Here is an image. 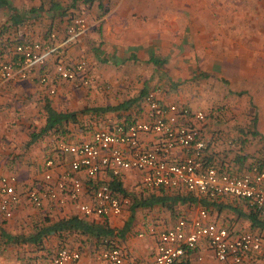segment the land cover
Wrapping results in <instances>:
<instances>
[{"label": "crops", "instance_id": "obj_1", "mask_svg": "<svg viewBox=\"0 0 264 264\" xmlns=\"http://www.w3.org/2000/svg\"><path fill=\"white\" fill-rule=\"evenodd\" d=\"M8 1L19 10L25 21L18 27L12 26L9 10L0 8V65L17 61L16 46L44 41L51 30L57 31L60 41L64 40L69 21L81 16L87 18L91 29L77 43L68 45L65 58L72 62L85 60V76L91 78L92 75L96 79L98 75L97 80L101 77L104 80L102 83L112 86V90L104 91L102 95L91 92V96L99 101L93 105L89 114H79L78 121L66 126L65 135L46 134L31 144L33 135L40 134L47 125L46 106L51 102L47 101L44 92L46 87L34 85L32 79L0 84V114L5 116V119L0 118V175H11L9 171L12 168H1L10 159L17 166L31 165L27 170H20L18 167L12 170L17 171V174L12 175L19 178L20 192H24L23 187L27 189L42 179L44 163L49 156L54 155L59 138L62 141L81 143L90 141L98 131H112L119 125L146 119L148 107L145 101H142L144 104L141 107L139 103H135L113 112L101 111L121 105L113 103V97L118 91L119 99L136 100L142 95L145 99V90V93L137 95L134 91L131 93L133 97L127 96L130 95L126 90L130 76L144 89L160 88L158 98L165 106L187 107L189 104L194 111L208 110L206 106L200 108L194 100L183 96L179 100L174 98L177 74L169 71L178 66L181 69L194 67V52L205 50L199 48L200 42L196 39L209 35L206 32L209 24L205 17L209 5L207 0ZM55 61V58H51L44 68L37 70L34 77L38 82L41 76L47 75L52 76L53 83L65 84L55 80ZM131 71L134 74L131 75ZM216 96L219 98V95ZM77 98L75 92L63 90V101ZM25 100L38 101L40 104L33 107L31 102L25 104ZM109 100L112 103H108ZM51 106L53 107L52 104ZM53 108L61 113L76 110L74 106L61 111ZM242 111L248 110L232 107L204 111L207 120L198 124L206 143L203 158L198 160L202 169L216 167L239 176L251 172L254 167L264 171V131L255 121L241 119ZM17 115L24 118H17ZM234 117L238 119L233 120ZM187 121L196 123L193 118ZM158 142L160 138L155 135H142L141 149L149 150ZM25 145L26 148L21 152L23 156L9 157L14 153L13 150L18 151ZM188 155L189 152L178 148L172 152L171 159L180 162ZM37 166L41 171L39 174ZM142 175L139 171L129 170L124 171L119 179L108 174L101 176V180L110 184L116 193H119L115 189L116 182H121V188L131 198V206L119 216L87 218L79 212L76 205L59 208L50 202L43 209L33 206L25 209L23 205H18L14 218L7 220L0 214V229L9 228L8 233L14 236L9 239V236H5L8 234L4 233L3 237L0 236V244H14L15 247L9 249L11 257L36 263L35 260H30L36 255L40 257V264L50 262L60 249L80 251L82 260L77 264H100L99 255L109 246L122 249L126 256L125 264H155L158 233L173 227L179 219L197 220L204 210L209 214L207 222L225 227L233 234L249 232L264 236V219L246 200L233 196L209 200L189 192L183 186L176 189L146 190L142 185ZM156 200L164 202L155 203ZM29 212L35 218H47L40 230L58 227L63 221L77 217L92 226L95 232L58 228L42 237V246L34 248L22 243L27 238L17 235L23 232V227L29 222ZM40 230L36 232L39 233ZM14 238L18 243H10ZM11 251L15 254L10 253ZM261 259L253 256L246 260V264H261ZM177 264L221 263L216 260L207 242H203L196 251Z\"/></svg>", "mask_w": 264, "mask_h": 264}, {"label": "built area", "instance_id": "obj_2", "mask_svg": "<svg viewBox=\"0 0 264 264\" xmlns=\"http://www.w3.org/2000/svg\"><path fill=\"white\" fill-rule=\"evenodd\" d=\"M90 29L87 18L78 16L69 21L62 41L53 30L44 41L16 46L17 61L0 65V84L32 79L38 69L55 58V80L77 88L89 86L93 79L85 76L87 62L67 60L65 50ZM39 79L50 94L56 93L49 76ZM145 103L148 107L146 119L119 125L112 131H98L90 141L58 142L54 155L44 163L42 179L24 192L19 191L18 176L0 175V214L7 220L12 219L15 208L25 199L36 209H43L50 202L59 208L76 205L87 218L119 216L131 206V198L116 193L101 176L108 174L119 179L124 171L136 170L143 174L142 185L146 190L183 186L209 200L233 196L246 200L264 219V171L254 167L251 172L239 176L216 167H200L198 160L203 158L206 143L198 124L207 120L206 112L177 105L165 106L156 91L146 95ZM192 118L195 124L187 121ZM142 135H155L160 142L149 150H142ZM178 148L189 155L174 162L172 152ZM208 218L204 210L197 220L182 218L173 227L159 232L155 264H177L203 242H207L221 264H246L253 256L262 258L261 264H264L263 235L233 234L225 227L207 222ZM9 249L6 245L0 264H40L11 257ZM81 260L80 251L60 249L50 262L42 264H77ZM99 261L100 264H125L126 256L120 247L109 246L102 250Z\"/></svg>", "mask_w": 264, "mask_h": 264}, {"label": "rangeland", "instance_id": "obj_3", "mask_svg": "<svg viewBox=\"0 0 264 264\" xmlns=\"http://www.w3.org/2000/svg\"><path fill=\"white\" fill-rule=\"evenodd\" d=\"M207 1L209 5L205 17L209 24V29L206 31L209 35L196 39V41L200 42L199 48L205 50L194 52V67L190 69H181L178 66L177 68L169 70L171 74H173V72L177 74V81L175 82L176 92L174 94L176 97L174 98L179 100L178 98L183 96V98H187L188 100H194L200 108L206 106V109H208L204 110L206 112L210 110L231 109L232 107L233 109H246L248 111H242L241 119L251 120L253 122L257 121V124H259L264 131V0ZM130 74L132 75L134 72L131 71ZM97 78L98 75H96V79L92 78L93 82L89 86L77 88L71 83H53L51 81L53 78L50 76V84L52 86L55 85L54 87L56 89L54 95L50 94L48 87L40 84L37 78L33 77L32 81L35 83L34 85L46 87L44 88V92L47 96V101L51 102L53 107L57 110H69V108L74 106V108H76L75 112L85 116L92 110L93 105H96L99 101L91 96V92L94 91L93 93L96 95H102V92L109 91V89L112 90L111 84H104L102 83L104 80H101V77H99V80H97ZM129 81L130 83L127 86L128 89L126 88V90L130 92V95H127L129 97H133L131 93L134 91L137 92V95L142 92H146L147 95L157 90V94L159 95L160 88L154 90L144 89L142 85L140 86L139 83H136L135 78L131 79V76L129 77L128 82ZM63 90L75 92L78 98L76 100L63 101ZM200 92L203 94H199ZM213 94L215 95L212 96ZM216 95H219V98H217ZM222 96H224L223 100L221 99ZM119 98L118 91L113 97V99H115L113 100L115 105L122 104L128 100ZM30 102L33 107H35L36 104H40L38 101L32 102L25 100V104ZM107 102L112 103L110 100ZM142 104L144 103L142 102L140 107ZM187 107L190 109L192 108L189 104ZM36 108H38V106ZM81 112L83 114H81ZM16 117L20 119L24 118L22 115H17ZM0 118L5 119L4 114H0ZM235 119L237 120L238 118L234 117L233 120ZM60 139L61 138L58 140L62 141ZM57 141H55V143ZM20 148L21 149H18V151L13 150L14 153L9 157L11 158L13 155L15 157L23 156L21 152L24 151L26 145ZM13 163L14 162L10 159L9 162L2 165L1 168L3 170L12 168L13 170L18 167L20 170H27L31 167V165L17 166ZM12 170L9 171L10 174H17V171L12 172ZM36 170L38 174L41 172L38 166ZM24 186L26 187L27 185ZM23 190L25 191L26 189L23 187ZM21 205H23L24 208L26 207L25 209H27V207L32 208V205L25 199H22L19 206ZM28 219L29 222H26V225L22 229L23 232L17 234L18 236L24 237V239L28 238L30 235L34 236L37 233L36 231L43 228L42 223L47 220L45 217L35 218L32 212H29ZM9 230V228H1L0 236L3 237L5 233L8 234L5 236H10L9 239L13 238L14 236L8 233ZM15 240V238L14 240H10V243L15 242ZM0 245V257H2V255L6 253L2 250V248H5V245L4 243ZM7 245L10 249L15 247L14 244ZM10 253L15 254L14 251Z\"/></svg>", "mask_w": 264, "mask_h": 264}, {"label": "trees", "instance_id": "obj_4", "mask_svg": "<svg viewBox=\"0 0 264 264\" xmlns=\"http://www.w3.org/2000/svg\"><path fill=\"white\" fill-rule=\"evenodd\" d=\"M0 8H7L9 10L10 22L12 23V26L18 27V26L24 24L25 20H23V16L20 14L19 10L17 8H15L8 0H0ZM51 31H53V30H51ZM142 101L143 102L145 101L143 95L140 97V99L130 100V101L122 103L118 107H110L107 109H102L101 111L102 112H109V111L113 112V111H117V110L122 109V108L125 109L128 106L135 104V103H137V104L139 103V105H140V103ZM46 110L48 113L47 125L45 126L44 129L41 130L40 134H38V135L34 134L33 135L31 144H34L36 141L39 140V138L41 136H44L46 134H51V135H55V136L65 135L67 132L66 126H68L71 122L78 121L79 116H80L79 113H77V112H66V113L57 112L51 106L50 103L47 104ZM94 111H97V110H94ZM90 112H91V110H90ZM81 114H83V113L81 112ZM257 123L258 122L256 121L255 124L257 125ZM64 142H67V141H64ZM121 185H122L121 182H116L115 189L119 192L118 194H121L123 196H128L125 193V191L121 188L122 187ZM163 189H165V188H163ZM163 191H165V190H163ZM154 202L155 203H161L164 201L163 200H156ZM151 204H153V202ZM58 228L81 229V230H84L86 232H95L92 226L88 225L83 220H81L77 217H74V218H70L68 220L63 221L62 223L59 224L58 227L46 228L44 230H40L39 233L35 234L34 236H29L22 243L25 245L33 246L34 248L42 246V244H43L42 243V237L47 235L50 231L57 230ZM15 241H17V240H15ZM30 260H33V261L35 260L36 263H40V257L36 256V255L34 258H32ZM31 263H33V262H31Z\"/></svg>", "mask_w": 264, "mask_h": 264}]
</instances>
